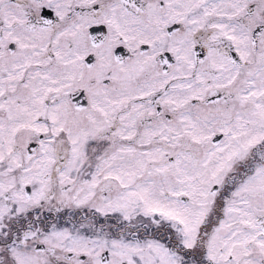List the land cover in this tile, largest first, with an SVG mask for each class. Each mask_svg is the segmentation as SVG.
Here are the masks:
<instances>
[{"label": "snow or ice", "instance_id": "6c2138e0", "mask_svg": "<svg viewBox=\"0 0 264 264\" xmlns=\"http://www.w3.org/2000/svg\"><path fill=\"white\" fill-rule=\"evenodd\" d=\"M0 264H264V0H0Z\"/></svg>", "mask_w": 264, "mask_h": 264}]
</instances>
